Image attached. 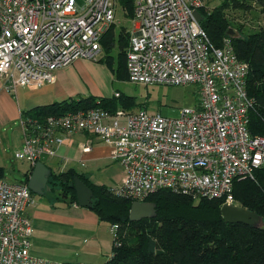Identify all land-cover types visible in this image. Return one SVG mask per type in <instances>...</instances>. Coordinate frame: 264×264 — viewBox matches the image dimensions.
<instances>
[{
    "label": "built area",
    "instance_id": "obj_1",
    "mask_svg": "<svg viewBox=\"0 0 264 264\" xmlns=\"http://www.w3.org/2000/svg\"><path fill=\"white\" fill-rule=\"evenodd\" d=\"M120 0H0V80L14 92L55 81L56 71L77 58L100 60L102 37L115 24ZM127 52L129 79L145 86L194 84L196 107L179 117L143 108L79 109L24 117L23 148L16 158L33 168L56 157L66 138L88 133L109 145L123 168L113 193L146 201L170 189L195 198L239 204L235 182L255 179L264 167V135L249 129L254 100L247 89L250 65L237 55L232 36L216 46L194 15L204 0H133ZM120 94L116 93L115 97ZM92 140L83 147L89 152ZM44 162V161H43ZM34 203L28 183L0 178V264L52 263L31 253ZM118 224L111 225L113 236Z\"/></svg>",
    "mask_w": 264,
    "mask_h": 264
},
{
    "label": "trees",
    "instance_id": "obj_2",
    "mask_svg": "<svg viewBox=\"0 0 264 264\" xmlns=\"http://www.w3.org/2000/svg\"><path fill=\"white\" fill-rule=\"evenodd\" d=\"M253 2L264 9V0H223L212 10H208L204 3L199 8L204 16L200 24L216 46L222 44L230 28L237 30L239 35L232 37V44L239 58L250 65L247 89L254 100V107L250 111L249 129L253 134L264 135V26L242 34L243 25L235 23L228 11L231 7L250 8ZM120 3L132 18L133 0H120ZM101 42L106 55L99 61L106 59L113 64L115 58L111 51L118 43L119 74L129 79L126 61L130 31L122 27L117 34L115 24H112ZM120 96L70 98L23 111L22 116L46 117L98 107L115 111L118 107L128 108L135 104L133 96L117 104L116 99ZM29 171L25 172L21 182L28 183ZM76 175L93 190L89 208L101 220L119 225L113 236L112 254L103 264H264V167L257 170L255 179H241L234 186V196L239 205L262 217L263 225L258 227L227 222L221 212L223 201L220 199L195 198L170 189L156 191L146 199L156 204L155 217L132 221L129 216L134 200L114 194L111 187L94 183L75 168L62 172L51 168L48 187L52 193L58 191L59 199L77 203ZM0 178H5L3 166H0Z\"/></svg>",
    "mask_w": 264,
    "mask_h": 264
},
{
    "label": "crops",
    "instance_id": "obj_3",
    "mask_svg": "<svg viewBox=\"0 0 264 264\" xmlns=\"http://www.w3.org/2000/svg\"><path fill=\"white\" fill-rule=\"evenodd\" d=\"M76 66L68 65L57 70L54 82L46 83L41 87L21 86L14 92L7 91L0 80V138L2 139L0 142H3V135H6L3 132L7 130V126H18L14 129V133L16 136L18 134L23 136L22 145H24L21 125L23 111L70 98L88 97L89 92H84L75 81L82 70L81 66ZM89 140H92L91 149L89 152H83L82 147ZM74 143L78 145L76 149L80 153L79 157L72 154L75 149ZM67 152L74 158L67 157ZM55 159L57 160L54 163L59 168L56 172L75 168L85 173L93 182L89 169L100 168L101 165L107 167V171L114 173L112 174L114 178H111L114 182L121 181L124 177L122 166L113 158L112 148L88 133L69 135ZM72 160L88 163V170L81 171L76 167H69ZM1 161L0 166L4 167ZM44 193L43 203L39 205L33 203L28 206L31 208L30 219L33 225L31 253L52 263L77 261L85 264L105 263L113 251L111 224L101 220L91 208L59 199L57 192L51 194L45 190Z\"/></svg>",
    "mask_w": 264,
    "mask_h": 264
},
{
    "label": "rangeland",
    "instance_id": "obj_4",
    "mask_svg": "<svg viewBox=\"0 0 264 264\" xmlns=\"http://www.w3.org/2000/svg\"><path fill=\"white\" fill-rule=\"evenodd\" d=\"M81 1V0H80ZM223 0H204L205 6L208 10H212L215 6L219 5ZM230 18L235 23L243 25L241 31L242 34H248L254 30H257L264 26V9L256 2L252 3V7L244 8H230ZM133 18L127 15V10L123 5L119 3L116 7L115 27L117 34L122 27H126L128 31L133 29ZM237 25V24H236ZM237 27V26H236ZM239 35V34H238ZM115 60L113 64H109L106 59L101 61L91 60L87 58H77L69 65L73 67L81 66V74L77 80H75L84 92H89V96L95 97H115L116 93H119L120 98L116 99V102L121 101L129 96H133L135 104L131 107L124 108L127 111H134L139 108H143L150 113H161L165 117H179L182 109L196 107L199 101L198 88L194 84L186 85H151L145 86L140 83H135L130 79L122 78L119 74V46L116 43L115 47L111 51ZM106 55L105 50L102 49L100 59ZM119 108V107H118ZM123 108V107H122ZM18 126H7V130L3 132V142H0V160L4 165L5 178L10 181H20L25 178V172L31 169V165L23 159H18L15 153L23 148L22 137L20 134L17 136L14 133V129ZM12 128V129H10ZM0 140H2L0 138ZM77 143H74V151L72 154L79 157ZM71 157L67 152V157ZM74 158V157H71ZM81 158V157H80ZM79 158V159H80ZM76 159V158H75ZM55 157L44 158L43 161L53 167L55 171L57 168ZM68 162V161H67ZM81 162H83L81 160ZM77 160H72L71 166L78 168L81 171L88 170V163H81ZM68 167V168H69ZM107 167L101 165L100 168L94 167L89 169L91 171L92 179L94 183L105 184L109 187H115L120 185L121 181L114 182L111 178L114 173L106 170ZM31 171H29L30 174ZM47 193H51L50 188L46 187ZM58 192V191H57ZM56 193V192H55ZM54 193V194H55ZM45 194V193H44ZM34 205H39L45 200L44 195L34 194ZM31 208L28 207L25 214L30 216ZM31 220V219H30ZM32 222V220H31ZM81 263L82 261H77ZM89 264H93L88 262ZM84 264V263H83Z\"/></svg>",
    "mask_w": 264,
    "mask_h": 264
},
{
    "label": "water",
    "instance_id": "obj_5",
    "mask_svg": "<svg viewBox=\"0 0 264 264\" xmlns=\"http://www.w3.org/2000/svg\"><path fill=\"white\" fill-rule=\"evenodd\" d=\"M194 15L199 22L204 19V16L199 10H195ZM227 34L232 37L238 36V32L235 28H230ZM50 174L51 168L43 161H39L31 169L28 185L33 194H44ZM74 187L76 190L77 205L81 207H91L94 197L92 188H90L78 175L74 177ZM221 212L227 222L244 223L256 227L263 225V219L260 215L239 204H224L221 207ZM156 214L155 203L149 201H133L129 217L132 221H139L144 218H153Z\"/></svg>",
    "mask_w": 264,
    "mask_h": 264
}]
</instances>
